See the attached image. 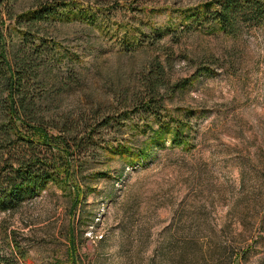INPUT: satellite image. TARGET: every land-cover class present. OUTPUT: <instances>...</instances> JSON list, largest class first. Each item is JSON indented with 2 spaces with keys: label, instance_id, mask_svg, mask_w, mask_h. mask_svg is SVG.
Returning <instances> with one entry per match:
<instances>
[{
  "label": "rangeland",
  "instance_id": "1",
  "mask_svg": "<svg viewBox=\"0 0 264 264\" xmlns=\"http://www.w3.org/2000/svg\"><path fill=\"white\" fill-rule=\"evenodd\" d=\"M214 2L78 5L35 26L51 48L39 113L93 138L44 189L0 201V264H264V17L226 31L203 21Z\"/></svg>",
  "mask_w": 264,
  "mask_h": 264
},
{
  "label": "trees",
  "instance_id": "2",
  "mask_svg": "<svg viewBox=\"0 0 264 264\" xmlns=\"http://www.w3.org/2000/svg\"><path fill=\"white\" fill-rule=\"evenodd\" d=\"M10 2L0 0V82L4 94L2 111L8 119L0 128L8 133L5 141L0 142V201L13 204L44 189L58 175L59 164L63 162L61 154L66 155L63 167L69 172L71 165L67 161L73 155L70 148L73 144L84 148L93 138L66 115L46 118L39 113L38 96L31 82L38 78V68L45 62L43 54L51 48L46 33L36 35L35 26L66 19L78 5L110 3L116 8L132 5L137 0H33L32 8L19 14L10 7ZM214 3L215 8L207 12L203 21L220 23L226 31L231 32L235 27L237 15L246 20L254 7L256 22L264 17V0H215ZM11 19H16L22 30V41L13 51L7 31V20ZM154 78L148 85L149 95L166 84L158 69Z\"/></svg>",
  "mask_w": 264,
  "mask_h": 264
}]
</instances>
